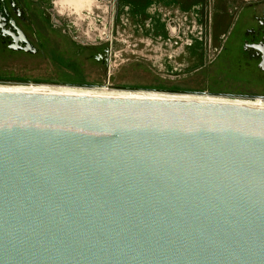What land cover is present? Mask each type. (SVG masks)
I'll return each instance as SVG.
<instances>
[{
    "label": "water",
    "instance_id": "1",
    "mask_svg": "<svg viewBox=\"0 0 264 264\" xmlns=\"http://www.w3.org/2000/svg\"><path fill=\"white\" fill-rule=\"evenodd\" d=\"M0 264H264V108L0 89Z\"/></svg>",
    "mask_w": 264,
    "mask_h": 264
},
{
    "label": "flooded vegetation",
    "instance_id": "2",
    "mask_svg": "<svg viewBox=\"0 0 264 264\" xmlns=\"http://www.w3.org/2000/svg\"><path fill=\"white\" fill-rule=\"evenodd\" d=\"M228 37L229 63L247 71L254 85L251 92L238 94L251 99L228 100L264 102V0H0V61L9 63L0 66L6 76L0 84L134 89L142 86L128 84L122 63L142 59L160 71L178 70L182 77L189 56L200 57L198 70L207 68ZM54 53L73 56V69L83 79L57 83L13 78L4 71L14 65L17 72L20 63ZM181 96L228 101L207 94Z\"/></svg>",
    "mask_w": 264,
    "mask_h": 264
},
{
    "label": "rangeland",
    "instance_id": "3",
    "mask_svg": "<svg viewBox=\"0 0 264 264\" xmlns=\"http://www.w3.org/2000/svg\"><path fill=\"white\" fill-rule=\"evenodd\" d=\"M49 1V0H47ZM230 39L229 37L224 40L223 49L217 54L216 58L210 65L205 68L201 67L200 70L196 68L199 62H201L200 57L195 55V53L189 56L188 66H187V75L180 76V72L178 70L175 71H160L158 68L152 67L148 62H145L142 59H136L137 61H131V59L124 64L122 63L119 66V69H123L128 72L127 75L129 78H125L128 84L139 85V86H147L151 87L155 84H164L166 86H175L179 90V88L187 90L188 93L195 94H209L211 96H222V97H240V98H249V97H241L238 94H246L251 92L254 89V85L252 84L249 76L246 74L247 71L244 69H239L234 67L229 63L230 56L232 53L230 43L227 41ZM159 61V58H158ZM5 61H0V66L7 65L9 63H5ZM119 62V61H118ZM21 66L18 65L17 72H13L15 68L14 65L9 67H4V71L10 72L7 73V76H11L13 78L24 77L26 79H38L41 81L48 82H57V83H68L73 81L82 80L83 77L80 73L75 71V63L73 56H66L60 53H54L53 55H48V57L41 58L37 61H27ZM118 64V63H117ZM153 69L150 70L149 66ZM92 71V78L97 76L98 71H95L94 65L90 67ZM13 72V75L12 73ZM124 74L121 71L120 76L117 77L118 83L119 80L122 79V75ZM126 75V76H127ZM162 75V76H161ZM165 76V77H164ZM171 76L172 78H170ZM0 77H6L5 75L0 74ZM31 84V83H27ZM46 84V83H45ZM4 86H14L18 84H0ZM55 85V84H49ZM19 87V86H14ZM114 88L111 86H106V84L102 86H92V87H82V88ZM101 90V89H100ZM132 91V90H131ZM156 91V90H155ZM169 92V91H164ZM186 93V92H184ZM174 96V95H172ZM180 96V95H175ZM185 97V96H184ZM206 100V99H204Z\"/></svg>",
    "mask_w": 264,
    "mask_h": 264
},
{
    "label": "bare ground",
    "instance_id": "4",
    "mask_svg": "<svg viewBox=\"0 0 264 264\" xmlns=\"http://www.w3.org/2000/svg\"><path fill=\"white\" fill-rule=\"evenodd\" d=\"M63 1H65V0H63ZM69 1L83 2V0H69ZM0 89L61 90V91H72V92L138 97V98H161V97H169L170 98V97H174V98L204 100L202 98H195V97H190V96H185V97L181 96L182 94L188 95V94H195V93H177V95L180 94V96H175L176 93H166V92L161 93V92H156V91H144V90H132L131 91V90H124V89H110V88H102L101 90L100 89H71V88H63V87L44 86V85H39V84H38V86H30V87H9V86L0 85ZM169 94H173L174 96L169 95ZM195 95H205V94H195ZM207 95L211 96L209 94H207ZM218 97H222V96H218ZM222 98H227V100L228 99H251V98H240V97H222ZM252 99H255V98H252ZM211 101L235 102V103L242 104V105L264 108V102H258V100L257 101L237 102L236 100L225 101L223 99L222 100L216 99V100H211Z\"/></svg>",
    "mask_w": 264,
    "mask_h": 264
},
{
    "label": "trees",
    "instance_id": "5",
    "mask_svg": "<svg viewBox=\"0 0 264 264\" xmlns=\"http://www.w3.org/2000/svg\"><path fill=\"white\" fill-rule=\"evenodd\" d=\"M127 89H132V88H127ZM134 89H144V90H156V91H169V92H178V93H188L187 90L181 89L179 88V90L177 89V87L175 86H166L164 84H155L152 85L151 87H147V86H142V87H138V88H134Z\"/></svg>",
    "mask_w": 264,
    "mask_h": 264
}]
</instances>
